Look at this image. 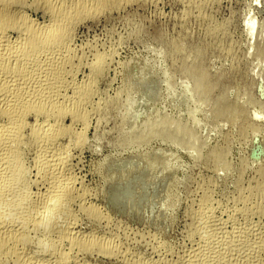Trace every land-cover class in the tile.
<instances>
[{
    "label": "rangeland",
    "instance_id": "1",
    "mask_svg": "<svg viewBox=\"0 0 264 264\" xmlns=\"http://www.w3.org/2000/svg\"><path fill=\"white\" fill-rule=\"evenodd\" d=\"M0 41V264H264V0H0Z\"/></svg>",
    "mask_w": 264,
    "mask_h": 264
},
{
    "label": "bare ground",
    "instance_id": "2",
    "mask_svg": "<svg viewBox=\"0 0 264 264\" xmlns=\"http://www.w3.org/2000/svg\"><path fill=\"white\" fill-rule=\"evenodd\" d=\"M249 28H250V30H251L252 27L250 26ZM0 42H1V41H0ZM33 74H34V73H33ZM36 75H37V74H36ZM40 75H41V73H40ZM40 75H39V76H40ZM33 77H34V76H33ZM36 77H38V76H36ZM22 78H23V77H22ZM30 78H31V76H30ZM23 79H24V78H23ZM0 80H1V79H0ZM18 80H19V79H18ZM20 80H22V79H20ZM34 80H35V79H34ZM38 80H39V79H38ZM22 81H23V80H22ZM10 82H11V81H10ZM12 82H13V80H12ZM12 82H11V83H12ZM30 82H31V81H30ZM17 84H18V83H17ZM20 84H21V83H20ZM8 85H9V84H8ZM27 85H28V84H27ZM0 86H1V85H0ZM4 86H5V85H4ZM12 86H13V85H12ZM1 87H2V86H1ZM6 88H7V87H6ZM9 88H10V87H9ZM45 89H46V88H45ZM7 90H8V89H7ZM10 90H12V89H10ZM10 90H9V91H10ZM46 90H47V89H46ZM5 91H6V89H5ZM16 91H17V90H16ZM16 91H15V92H16ZM20 91H21V90H20ZM27 91H28V90H27ZM6 92H7V91H6ZM37 92H38V91H37ZM52 92H53V91H52ZM52 92H49V93H52ZM7 93H8V92H7ZM9 93H10V92H9ZM47 93H48V92H47ZM1 94H2V93H1ZM12 94H13V93H12ZM20 94H21V93H20ZM24 94H25V93H24ZM5 96H6V95H5ZM11 96H12V95H11ZM23 96H24V95H23ZM36 96H37V95H36ZM14 97H15V95H14ZM8 99H9V98H8ZM15 99H17V98H15ZM15 99H14V101H15ZM24 99H25V98H24ZM3 100H5V99H3ZM30 101H31V100H30ZM9 102H10V101H9ZM12 102H13V101H12ZM12 102H11V104H12ZM6 103H7V102H6ZM15 103H16V102H15ZM7 105H8V104H7ZM7 105H6V106H7ZM11 106H12V105H11ZM14 106H15V105H14ZM13 108H14V107H13ZM15 108H16V107H15ZM1 139H3V138H1Z\"/></svg>",
    "mask_w": 264,
    "mask_h": 264
}]
</instances>
